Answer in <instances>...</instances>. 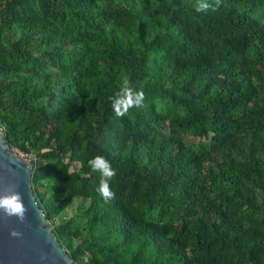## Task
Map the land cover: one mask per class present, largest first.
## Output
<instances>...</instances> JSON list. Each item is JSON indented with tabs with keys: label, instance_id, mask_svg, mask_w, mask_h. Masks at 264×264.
<instances>
[{
	"label": "trees",
	"instance_id": "16d2710c",
	"mask_svg": "<svg viewBox=\"0 0 264 264\" xmlns=\"http://www.w3.org/2000/svg\"><path fill=\"white\" fill-rule=\"evenodd\" d=\"M196 3L0 0V128L50 223L83 204L74 264H264V0Z\"/></svg>",
	"mask_w": 264,
	"mask_h": 264
},
{
	"label": "water",
	"instance_id": "95a60500",
	"mask_svg": "<svg viewBox=\"0 0 264 264\" xmlns=\"http://www.w3.org/2000/svg\"><path fill=\"white\" fill-rule=\"evenodd\" d=\"M32 161L7 144L0 128V199L19 192L27 209L23 222L0 209V264H74L51 227L32 185ZM13 230L21 235L12 236Z\"/></svg>",
	"mask_w": 264,
	"mask_h": 264
},
{
	"label": "clouds",
	"instance_id": "9594fccd",
	"mask_svg": "<svg viewBox=\"0 0 264 264\" xmlns=\"http://www.w3.org/2000/svg\"><path fill=\"white\" fill-rule=\"evenodd\" d=\"M221 0H215V7L205 2V0H197L195 10L197 12L207 11L210 7L213 11L219 7ZM125 85L129 82L124 81ZM144 93L142 90L133 92L128 87H125L123 92L119 94V98L112 102V108L117 117H124L131 108L143 106ZM88 165L92 172L99 173L100 185L97 191L100 193L105 202H109L115 197V193L110 188V181L116 176V171L112 167L111 163L103 156L97 155L94 158L89 159ZM0 209H4L8 215H15L23 222L25 219V213L27 211L23 204L22 194L15 193L11 198L0 199ZM11 235L19 237L21 233L13 230Z\"/></svg>",
	"mask_w": 264,
	"mask_h": 264
},
{
	"label": "rangeland",
	"instance_id": "374dc122",
	"mask_svg": "<svg viewBox=\"0 0 264 264\" xmlns=\"http://www.w3.org/2000/svg\"><path fill=\"white\" fill-rule=\"evenodd\" d=\"M3 115L2 112H0V119H2ZM14 151H16L17 153L23 155L26 159H30L33 160L34 156L33 155H27L24 153H21L18 149H14ZM41 192H43V190H41ZM83 204L79 202H75L72 206L71 209H69L68 211L63 212L59 217L56 218L55 222H51L50 225L51 227L54 229V226H56L57 224H59L60 220H68L70 218V216L73 214V211L78 209V208H83L82 207Z\"/></svg>",
	"mask_w": 264,
	"mask_h": 264
}]
</instances>
